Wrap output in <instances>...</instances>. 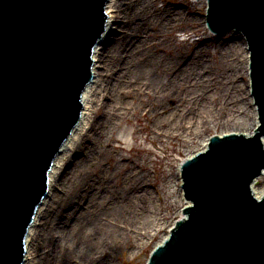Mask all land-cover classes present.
<instances>
[{"label": "water", "instance_id": "1", "mask_svg": "<svg viewBox=\"0 0 264 264\" xmlns=\"http://www.w3.org/2000/svg\"><path fill=\"white\" fill-rule=\"evenodd\" d=\"M106 1L0 0V264H22L48 172L80 119ZM206 1L208 32L246 39L258 124L211 136L181 163L183 216L146 264H264V195L251 190L264 169V0Z\"/></svg>", "mask_w": 264, "mask_h": 264}, {"label": "rangeland", "instance_id": "2", "mask_svg": "<svg viewBox=\"0 0 264 264\" xmlns=\"http://www.w3.org/2000/svg\"><path fill=\"white\" fill-rule=\"evenodd\" d=\"M139 1L122 0L125 13L122 24L127 25L128 28L125 39L123 42L121 41V48H118L115 54H124L123 52L126 51L127 54L131 55L133 52L130 62L135 63V59L137 61V57L141 55L140 50H142L143 58L147 59L149 56L157 54L170 60L176 55L188 57L192 52L199 49L201 53L206 54L204 58L206 64L209 65H205L206 67L202 71L204 85L206 84L208 92H219L221 85L228 86L230 82L235 81L233 93L239 87L240 91L243 90V99H246L248 84L250 95V83L246 74L248 64L246 66L244 57L245 45L240 32L226 31L221 34L208 32L203 0H150L151 7L148 10L151 12L153 10L159 19L152 17L147 23L137 25L138 20H141V15L143 16L142 20L146 19L148 15V10L143 6V3H138ZM107 2L103 8L105 21L102 34L107 27H111V14L105 9ZM109 4L110 1L107 5ZM173 10H178L182 17L168 26L169 21L166 14ZM107 33H109L108 29ZM102 34L98 44H96L97 49L101 45L99 43L107 37L106 34L104 37ZM116 34L118 35L119 32ZM232 37L235 38L237 45L243 52L236 77L227 75L226 72L224 74L219 73V70L214 68L220 63L223 46ZM92 60L93 67L95 63L93 54ZM120 65L112 64L109 71L103 74L101 88L99 87L95 95L97 101H95V105L92 103L85 105L82 130L77 129L78 131L71 140V146L74 147L75 152L64 171H69L74 161L81 160L83 163L81 167H77V175L83 173L84 179L76 184L78 188H75L71 193L68 191L73 184L70 176L62 179V185H64H61L60 189L63 191H60L59 196L67 199L68 194L74 202L62 210L66 214L62 227L68 228L72 222V217H68L69 212L76 217L83 208L85 202L82 197L77 195L83 196V192L87 194L88 184L86 182H92L96 191V199L99 198V203H102L103 206L101 217H106L108 221L113 217L112 221L116 225H111L124 232L119 238V244H116V247L113 246V249L107 250L105 257L108 264H145L153 247L162 241L174 221L182 215L181 208L185 201L182 200V191L181 195L178 192L180 186L177 188L178 176L176 173L180 162L195 153L210 136L242 128L234 124L221 126L211 123L206 129L195 131L186 125L184 129L187 130L173 136H167L165 126L167 122L170 124L175 122L174 113L176 116H186L188 119L199 118L198 103L194 105L196 98H185L183 102H178L181 98L171 97L156 100L152 95L153 91L148 93L139 90L137 87L123 86V77H118L121 72ZM95 66L97 67L96 64ZM97 69L100 70V68ZM92 86L94 88L95 83L94 85L92 83ZM91 92H88L87 95H90ZM219 94L215 99H209V104L213 109L212 117L215 120H218L220 116L224 117L225 114L223 108H220ZM189 100L191 101L190 104L188 103ZM220 102L223 103V100ZM219 108L221 110H218ZM246 110L248 123L244 129L248 130L252 126L251 107L248 106ZM105 116H111V121L108 127L103 126L100 129L97 123L103 120ZM200 117H202L201 113ZM91 119L92 126L90 127L87 123ZM101 134L102 139L108 141L109 145L106 149L101 150L100 144H98L94 149V142L101 139ZM72 147H69L64 154H68ZM94 150L96 151L95 155L93 159H90V154ZM62 156L63 153L59 155L53 169H50L54 175L60 170L62 163L60 158ZM65 175H69V172ZM135 176H139L137 181L141 182L144 179L145 187L143 190L137 191L136 197H129L128 202L123 205L124 198L130 196L129 194L132 192L129 183L134 187H140L134 180L131 183ZM262 183L263 180H259L257 186ZM73 192L76 193L73 194ZM48 200L49 195L46 197L43 210ZM119 208H121V213L115 215ZM139 209L152 211L149 214L152 216L151 228L145 229L141 221L128 224V220L124 221L122 218V215H130L129 218H134L132 212ZM38 227L39 225L36 223L31 233L36 232ZM136 235L141 238H137ZM39 264H45V262L40 261Z\"/></svg>", "mask_w": 264, "mask_h": 264}, {"label": "bare ground", "instance_id": "3", "mask_svg": "<svg viewBox=\"0 0 264 264\" xmlns=\"http://www.w3.org/2000/svg\"><path fill=\"white\" fill-rule=\"evenodd\" d=\"M109 1L110 4L107 5ZM108 2L105 9L111 14V27L106 28V31L107 29L109 30V33L107 34L104 30L102 36L104 37V35L106 34L107 37H105V39L99 43L101 44L99 48L97 49L96 45L93 49V58L95 59V63L92 67L93 76L82 92V116L79 123L73 129L72 133L62 144L60 152L54 160L51 170L53 169L59 155L63 153V156L60 158V160L62 161L60 170L58 172H55V175L51 170L49 171L48 194L45 196L42 204L38 208L34 221L26 235V253L23 264H39L40 261H44L45 264H108V260L105 257L107 250L113 249V246L116 247V244H119V238L121 237V234L124 233L120 228L111 225H116V223L112 221L113 217L110 218L111 220L109 221L106 217H101V210H103V206L102 203H99V198L96 199V191L94 190V185L92 184V182H86L88 184L87 194L83 192V196L79 194L77 195L83 198L85 205L83 206V208H81L76 217L74 215H71V212L68 213V217H72V222L70 226H68V228H66L65 226L64 228L62 227L63 220L66 215L62 210L65 209L64 207L72 205L73 200L70 199V196L68 194L67 199L59 196V193L61 191L60 187L64 185H62L63 178L70 176V179L72 180L71 183L73 184L70 190L68 189L69 193H71L75 188H78L76 184L80 183L79 181L81 179H84L82 177L83 173H81V175H77V167H81L83 161H74L73 166L69 169V171L65 172L64 168L71 161L72 154L75 152L74 147L71 146V140L73 139L74 134L78 131L77 129L82 130V121L85 118V105L89 103L95 105V101H97L95 100V95L97 94L99 87L101 88L103 74L109 71L112 64H121V72L120 74H118V77H123V86L128 85L130 87H137L139 90L148 93L153 91L152 95L156 100L171 97L181 98L178 100V102H183L185 98H196L194 101V105L198 103L197 110L201 113L202 117H200L199 113V118L194 120L191 118L188 119L186 116H176L174 113L173 116L175 122L171 124L170 122H167L165 126V132L167 133V136H173L174 134H179V132L187 130L184 129L186 125H188L189 128L191 127V129L195 131H199L203 128L206 129L211 123L221 126L234 124L242 129H236L233 132H243L246 135H251L257 125L256 111L254 104H251L248 84L246 87V99H243V90L240 91L239 87H237L236 92L233 93V89H235V81L230 82V85L228 86H225L224 84L223 86L221 85V87L219 86L221 89L219 92H208L206 84L204 85L205 82L202 71L206 67L205 65H209L206 64L204 58L206 54L204 52L201 53L199 49L192 52V54L188 57H183V55H176L170 60L160 57L157 54L149 56L146 59L142 57L143 53L142 50H140L141 55L137 57V61L135 59V63L130 62L133 52L131 53V55L127 54L126 51L123 52L124 54H115L117 53V49L121 48V41L123 42L126 37V30L128 26L122 24L125 14L122 7V0H108ZM140 2L143 3V6H145L146 10L151 7L150 0H140L138 3ZM147 13L148 15L146 14L147 17L146 19L144 18V20H142L143 16L141 15V20H138L137 25L147 23L150 19H152V17L159 19V17L155 16L153 10L152 12L148 10ZM166 15H168V26L178 21L182 17V14L178 10L170 11ZM108 25H110V23H108ZM116 32H119V34L117 35ZM98 42L99 41H97L96 44H98ZM242 53L243 52L237 45L235 38L232 37V39H230L229 42L223 46L220 63H218L217 66H214V68L216 70H219V73L224 74L226 72L227 75H233L236 77V71L239 69L238 64H240V57L242 56ZM244 57L245 64L247 66L248 53L245 46ZM95 64L97 65V67L95 66ZM97 68H100V70H98ZM232 79L235 80L234 77H232ZM92 83L93 85L95 83L94 88L92 86ZM88 92H91V94L87 95ZM218 94L220 95V108H223L225 114L224 117L220 116L218 120H215L212 117L213 109L211 108V104H209V99H215ZM221 100H223V103L220 102ZM190 102L191 101L189 100L188 103L190 104ZM248 106L251 107L252 126L248 130H246L244 128L248 123V113L246 110ZM220 108L218 110H221ZM110 119L111 116H105L103 120L99 121L97 124H99L98 126L100 127V129L103 126L108 127V124L111 121ZM91 121L92 119L87 123V125H89L90 127L92 126ZM100 138L101 139L94 142V149H96L98 144H100L99 147L101 148V150L103 148L106 149V147L109 145L108 141L102 139V134ZM201 145L202 146L197 151L205 148L206 141H204V143H202ZM69 147H72L71 151L68 154H64V152H66ZM95 152L96 151L94 150L90 154V159H93ZM191 155L187 157H190ZM57 163L59 162L57 161ZM179 170L180 165L176 170L178 176L177 188H179L181 182L179 177ZM67 172H69V175H65L67 174ZM137 178H139V176H135V178L131 180V183L134 180V182L137 185H140V187H134L129 183V188L130 190H132V192L131 194H129L130 196L124 198L123 205L128 202L129 197H136V195H138V190L141 191L144 189V179L140 182L136 180ZM259 180H263V183L260 186H257ZM251 190L256 197L264 195V170L260 177L256 178L251 184ZM178 192L181 195V189H179ZM75 193L76 192H73V194ZM48 195L49 200L47 201L45 209L43 210L44 203ZM120 210L121 208H119L118 212L115 213V215L121 213ZM151 213L152 211L150 212L145 209H139L132 212L133 217L136 219L129 218L130 215H122V218L124 219V221L128 220V224L132 222L137 223L136 221H141L142 226L147 229L149 227L151 228L152 226V216L149 215ZM110 214L112 215V213ZM36 223L39 225V227L37 231L34 232L35 234H32V229L36 225ZM137 238L141 237L137 236Z\"/></svg>", "mask_w": 264, "mask_h": 264}]
</instances>
